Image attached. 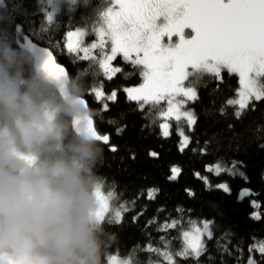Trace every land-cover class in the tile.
Segmentation results:
<instances>
[{"label":"trees","instance_id":"16d2710c","mask_svg":"<svg viewBox=\"0 0 264 264\" xmlns=\"http://www.w3.org/2000/svg\"><path fill=\"white\" fill-rule=\"evenodd\" d=\"M110 6V0H75L71 6L62 5L49 22L40 0H0V29L12 33L19 44L28 37L48 48L68 75L86 74L89 87L84 99L97 113L94 127L98 134L109 136L107 145L100 143L104 156L96 174L104 183L103 190L115 193L110 210L121 205L127 208L119 223L110 222L111 213L102 221L113 237L104 264L112 255L131 258L132 264H164L162 255L146 249L151 245L161 252L179 251L183 247L181 234L189 221L211 222L212 239L204 240L206 251L198 264H248L250 256L256 264H264V255L249 252L250 245L264 240V99L251 101L237 116V106L227 103L238 94L237 75L225 69L221 79L197 73L191 80L196 99L189 104L195 122L188 133V145L179 151L180 136L174 129L167 137L161 134L158 106L141 109V104L129 100L124 91L142 82L141 67L116 57L113 64L122 71L109 80L99 69L98 59L84 60L65 49L68 31L87 33L86 42L94 39L93 31ZM261 82L264 85V77ZM101 84L105 97L116 92L115 101H97L91 94L92 86ZM113 146L116 151H111ZM217 163L228 168L235 163L243 176L206 171L207 166ZM173 166L181 171L177 179L170 180ZM197 174L207 177L208 183ZM225 182L230 193L217 187ZM152 188L158 192L149 199ZM242 189L254 195L240 200ZM252 201L259 204L258 219L253 218L257 210ZM173 220L177 221L175 227L164 228ZM176 259L177 264H197L191 259Z\"/></svg>","mask_w":264,"mask_h":264},{"label":"clouds","instance_id":"9594fccd","mask_svg":"<svg viewBox=\"0 0 264 264\" xmlns=\"http://www.w3.org/2000/svg\"><path fill=\"white\" fill-rule=\"evenodd\" d=\"M0 29V264H104V149L88 131L84 72L52 78Z\"/></svg>","mask_w":264,"mask_h":264},{"label":"snow or ice","instance_id":"6c2138e0","mask_svg":"<svg viewBox=\"0 0 264 264\" xmlns=\"http://www.w3.org/2000/svg\"><path fill=\"white\" fill-rule=\"evenodd\" d=\"M120 9L115 13L109 9L104 14L106 27L102 26L98 30V43L84 45L79 40L83 33L78 30L68 33L67 49L70 53L82 54L84 60H94L97 57L93 50L97 48L103 50L106 41L110 40V53L105 52L97 61L102 74L109 80L122 71L120 67L111 64L117 53H122L125 60H129L135 53L132 63L144 66L145 82L141 87L124 90L130 100L142 102L141 109L145 104H158L161 100H166L167 113L172 114L175 109V118L179 120L184 116L191 126L195 122L194 114L190 111L181 112L179 108L186 100L196 99V92L192 86H185L184 81L190 76L204 72L221 79L222 69L239 75L241 86L238 91L239 98L229 99L227 101L229 105H238L240 110H244L251 100L264 99V85L258 79L264 77V0H143L137 3H121ZM158 17H163L165 21L161 26L157 24ZM51 19L49 16L48 20ZM184 29H191L194 35L186 39L183 35ZM173 35L179 37V43L168 47L161 44L163 37L171 39ZM44 55L46 59L42 68L50 77L58 79L68 75L63 67L55 63L51 51L45 49ZM90 91L97 101L116 99L115 91L105 97L102 84L93 85ZM178 97L186 100H177ZM82 103L87 107L85 99ZM102 107L103 110H108L107 103ZM240 114L241 111H237L236 115ZM162 128L163 135L167 137L168 126L163 125ZM88 131L98 141L105 144L109 142L108 135L98 134L91 117L88 118ZM179 135L181 140L178 150L183 152L189 139L184 136L183 131ZM111 150L116 151L115 146ZM150 155L158 156L157 153ZM170 171L169 179L175 180L181 170L173 166ZM206 171L214 172L216 175L227 172L230 175L243 176V173L237 172L235 163L231 168L217 163L214 166H207ZM197 176L208 183L207 177L200 174ZM217 187L230 193L226 182ZM156 192L158 189H149L148 198L153 199ZM252 195L254 193L249 189H242L238 199L243 200ZM114 198L115 193L112 191L106 195L103 191L100 193L98 215L101 221L109 212V201ZM252 207L257 210L253 218L258 219L259 204L252 201ZM124 211H127V208L123 205L117 207L110 222L119 223ZM189 223L192 228L183 232L184 245L179 251L161 252L151 245L146 250L162 255L164 264H177L176 258L185 261L191 259L198 264L199 257L206 251L202 237L212 239L211 222L204 221L202 228L196 227L194 221ZM176 224L177 221L173 220L164 228H172ZM254 250L264 255V241L249 246L250 253ZM108 261L109 264H132L131 258L120 259L115 255L109 256ZM248 264H256V261L250 256Z\"/></svg>","mask_w":264,"mask_h":264},{"label":"rangeland","instance_id":"374dc122","mask_svg":"<svg viewBox=\"0 0 264 264\" xmlns=\"http://www.w3.org/2000/svg\"><path fill=\"white\" fill-rule=\"evenodd\" d=\"M74 1H75V0H40V3L43 4V5L45 6V18H46V20L49 21V20H48V17L51 16V17H52L51 21H53L54 18H55V16H56L57 11H59V9H60V7H61L62 5H63V6H71V5H73V2H74ZM110 2H111V6H110L109 9H111V10L113 11V13H115V12H119V11L121 10V9H120V4H121V3H137V2H143V0H110ZM109 9H108V10H109ZM108 10H107V11H108ZM107 11H106V12H107ZM106 12H105V13H106ZM105 13H104V14H105ZM103 17H104V15H103ZM51 21H49V22H51ZM164 23H165V21H164L163 17H158V20H157V24H158V26H161V25H163ZM102 26H103V27H106V25H105V23H104V18L102 19V22L100 23V25H98V26L95 28V30L93 31L94 39H90V40L87 41V42H86V39H87V35H88V34H87V33H84V32L81 31V30H79L80 32L83 33V35H81V36L79 37V40H80L84 45H89V46H90L92 43H98V42H99L98 30H99ZM77 31H78V30L68 31V32L66 33V35H65V40H64V41H65V44H64V45H65V49H66V51H67L68 53H69V51H68V49H67V42H68L67 37H68V33H69V32H77ZM183 35H184V37H185L186 39H188V38H191V36L194 35V34L192 33L191 29H184ZM177 43H179V37H178V36H175V35H173V37H172L171 39H168V37L165 36V37H163L162 40H161V44H162L163 46H165V47H168L169 45H175V44H177ZM110 49H111V41H110V40H107L106 43H105V47H104V49L101 50V49L97 48V49L93 50V54L97 57V59H99L100 57H102V56L104 55L105 52L110 53ZM72 54L76 55L77 57L82 58V54H81V55H77V54L74 53V52H72ZM135 55H136V54L133 53L132 56H131V58H130L129 60H125L124 57H123V54H122V53H117V56H116V57H121V60H122V61L133 64V63H132V59L135 58ZM140 55H141V57L143 56L142 53H141ZM116 57H115V58H116ZM115 58H114V59H115ZM113 62H114V60L111 62L112 66H114ZM133 65H136V64H133ZM137 66L141 67V68L143 69V71H145L143 65H137ZM225 70H227V69H225ZM234 74H236V73H234ZM196 75H197V74H196ZM196 75H194V76H196ZM236 75H237L238 80H239V75H238V74H236ZM194 76H190V77H188L187 80L184 81L185 86H192V87L194 88V86H193V84H192V82H191V80H192V78H193ZM105 78H106V77H105ZM261 78H262V77H261ZM261 78H258V79H259V82L262 84V82H261ZM144 82H145V80H144V76H143V80H142V82H141L139 85H137V86H133V87H141V86L144 84ZM240 87H241V86H240V82H239V90H240ZM129 88H132V87H129ZM194 90H195V88H194ZM239 90H238V91H239ZM124 91H125V90H124ZM195 92H196V91H195ZM125 93H126V92H125ZM126 95H127V93H126ZM127 97H128V96H127ZM238 98H239V97H238V94H237V96H236L235 99H238ZM128 99H129V98H128ZM176 99H177V100H186V98H183V97H178V98H176ZM129 100H130V99H129ZM131 101L137 102V101H135V100H131ZM192 101H193V100H186L185 103H183L182 105H180L179 110H180L181 112H185V111H190V112H192L191 109L189 108V104H190ZM251 101H254V99L251 100ZM251 101H250V102H251ZM250 102H249V103H250ZM137 103L141 104L142 102H137ZM144 106H158L159 126H160V131H161V134H162V135H163V128H162L163 125H167V126H168V132H169V133H170V129L172 128V129H174V130L177 132L178 135H179V133H180L181 131H183L184 136H186V137H188V133L192 131L193 124L190 126V125L188 124V121H187L186 117L181 116V118H180L179 120H177V119L175 118V109H174V111H173L172 114H168V113H167L168 105H167L166 100H161L158 104L148 103V104H145ZM236 106H237L238 110H240L239 107H238V105H236ZM240 111H241V110H240ZM163 136H164V135H163ZM179 136H180V135H179ZM164 137H166V136H164ZM180 140H181V136H180ZM103 193H104L105 195L107 194L104 190H103ZM114 210H115V209H114ZM114 210H112V211L110 210V201H109V212H107V213L105 214V217H106L109 213H111V214H110V217L113 218ZM105 217H104V218H105ZM102 221H103V220H102ZM195 223H196V227L202 228V226H203V222H195ZM191 228H192V226L190 225V223H188L187 226H186V228H185V230L182 231V234H181V240H182V244H183V245H184L183 232H185V231H190ZM206 238H207L206 236L202 237L203 240H205ZM263 241H264V240H263ZM120 259H121V258H120ZM106 264H109L108 259H107V263H106Z\"/></svg>","mask_w":264,"mask_h":264},{"label":"water","instance_id":"95a60500","mask_svg":"<svg viewBox=\"0 0 264 264\" xmlns=\"http://www.w3.org/2000/svg\"><path fill=\"white\" fill-rule=\"evenodd\" d=\"M21 47H30L34 54L38 57V58H42V60L44 61V59H46L45 55H44V50L48 48L39 46L38 44L34 43L33 41H31L28 37H23L22 38V42L19 44ZM50 51V50H49ZM54 56V55H53ZM55 63L58 64L59 66L63 67L61 64H59L55 57H54ZM64 68V67H63ZM65 69V68H64ZM66 71V70H65ZM88 106V105H87ZM99 143L103 144V145H107L105 144L103 141H99ZM112 151V150H111Z\"/></svg>","mask_w":264,"mask_h":264}]
</instances>
